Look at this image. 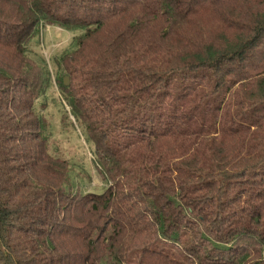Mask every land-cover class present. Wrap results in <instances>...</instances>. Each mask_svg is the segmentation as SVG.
I'll list each match as a JSON object with an SVG mask.
<instances>
[{
	"label": "trees",
	"instance_id": "obj_1",
	"mask_svg": "<svg viewBox=\"0 0 264 264\" xmlns=\"http://www.w3.org/2000/svg\"><path fill=\"white\" fill-rule=\"evenodd\" d=\"M0 264H264V0H0Z\"/></svg>",
	"mask_w": 264,
	"mask_h": 264
},
{
	"label": "rangeland",
	"instance_id": "obj_2",
	"mask_svg": "<svg viewBox=\"0 0 264 264\" xmlns=\"http://www.w3.org/2000/svg\"><path fill=\"white\" fill-rule=\"evenodd\" d=\"M52 31V34L50 37L46 38V40L42 41L43 40V36L41 35L40 36V39H39V42L37 43L36 45V48L38 51H41L44 55V58L47 59V62L49 64V67L50 69H54L55 67V63H54V53L56 52L57 48H59L63 41L66 40V38L68 37V33L67 31H61V34H58L57 32H55V30H51ZM60 31V29L58 30ZM53 57V58H52ZM49 59V61H48ZM59 94V92H58ZM59 98H61V94L58 95ZM59 99L57 98V101ZM50 109H51V112L54 113L53 116H49L50 118H53V123H55L57 126V131H55V140L54 142L56 144H58V146L60 147L61 149V155H66L67 157H71L72 160H74V152L73 150H77L76 148L77 147H80V145L82 146V150L81 152L78 153V155L80 156V164L83 165L84 168H86V170H91V165H92V162L88 159V156L86 154L85 149H84V146H83V142H84V138H82L81 136H79V133L77 132V130L72 127L71 125L67 124L65 125V134H66V137L69 141V143H67V139L65 138V134L62 135L61 134V131L59 132L58 131V128L60 123L58 122V118H60V116L62 115V106L61 104L58 102H56L55 104H52L51 106H49ZM69 109V107H68ZM58 111V112H57ZM58 116H57V114ZM52 120V119H51ZM71 146V148H70ZM87 148V147H86ZM73 149V150H72ZM93 174L94 177H98L99 180L101 181V178L98 174V171L96 172L95 170H93ZM76 176H79V175H76ZM75 176V177H76ZM98 184H101L98 182ZM98 184H91L90 186L95 187V185H98ZM96 191H100L102 190L101 187H98L95 189Z\"/></svg>",
	"mask_w": 264,
	"mask_h": 264
},
{
	"label": "crops",
	"instance_id": "obj_3",
	"mask_svg": "<svg viewBox=\"0 0 264 264\" xmlns=\"http://www.w3.org/2000/svg\"><path fill=\"white\" fill-rule=\"evenodd\" d=\"M48 29L52 30V28H50V27H49ZM55 29H58V30H59V28H56V27H55ZM60 31H61V29H60ZM55 32H57L58 34H61V33L58 32L57 30H55ZM67 38H68V37H67ZM67 38H66V39H67ZM97 178H98V177H97ZM98 179H99V178H98ZM99 183H102V182L99 180ZM92 184H98V181H96V177L93 178V182H92Z\"/></svg>",
	"mask_w": 264,
	"mask_h": 264
},
{
	"label": "water",
	"instance_id": "obj_4",
	"mask_svg": "<svg viewBox=\"0 0 264 264\" xmlns=\"http://www.w3.org/2000/svg\"><path fill=\"white\" fill-rule=\"evenodd\" d=\"M96 181H98V182H99V179H98V178H96Z\"/></svg>",
	"mask_w": 264,
	"mask_h": 264
}]
</instances>
